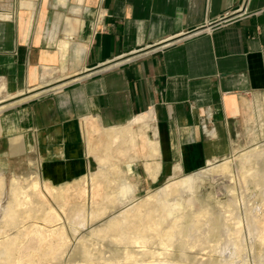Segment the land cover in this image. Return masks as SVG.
<instances>
[{"label":"crops","instance_id":"1","mask_svg":"<svg viewBox=\"0 0 264 264\" xmlns=\"http://www.w3.org/2000/svg\"><path fill=\"white\" fill-rule=\"evenodd\" d=\"M0 85V155L70 174L145 114L165 181L264 131V0H0Z\"/></svg>","mask_w":264,"mask_h":264},{"label":"rangeland","instance_id":"2","mask_svg":"<svg viewBox=\"0 0 264 264\" xmlns=\"http://www.w3.org/2000/svg\"><path fill=\"white\" fill-rule=\"evenodd\" d=\"M149 121L147 117L144 119L137 117L133 122L126 124L137 141L133 149L123 147L113 153L110 161L120 169L119 177L112 173L106 178L99 173L100 175L92 181L91 172H98L108 164L102 165L90 152L94 159L87 168L86 164L80 162L71 164L72 169L75 167L77 169L76 172H72L75 175L73 177L66 176L68 174L64 171L66 169L60 173L48 168L38 170L34 161L28 163L21 157L8 159L5 155H0V178L3 181L0 188V206L3 208L14 199L21 215L14 224L4 225L0 210V242L16 249L9 264H108L110 261H124L126 250L130 249L134 251V260H143L147 263L220 264L222 260L233 255L228 253L223 257L218 250V240L209 234L204 240L197 239L191 242L187 237L183 243L176 240L170 242L168 247L163 245L164 237L161 234L171 222L167 210H170L172 215L184 212L188 215L194 211L204 210L205 207H208L214 219L218 221L223 219L229 229H238L241 232L245 252L240 255L239 260L246 264H264V249L257 248L260 246L258 238L264 233L250 234L245 219V215L250 213L249 207L263 188L264 131L259 132L255 144L237 148L231 155L218 162L206 164L187 173H180L181 168L177 165L172 177L150 184L143 176H139L142 175L137 168L140 165L133 164L140 156L146 158L155 155L143 145V136L150 125ZM115 127L117 126L109 128L95 126L91 129V139L97 145H101L105 139V131L115 130ZM95 134L98 137H95ZM245 156H249V159L245 160ZM225 161L230 162L231 173L217 171V166ZM156 162L144 164L148 174L153 178L156 176L153 169ZM241 164L245 165V172L243 170L241 172ZM62 165L64 164H60L61 167ZM258 167L261 169L260 172L257 170ZM82 173H86V177L80 180L79 184L74 183L73 178ZM13 179L19 185L15 193L11 185ZM37 180L38 191L35 193L31 183ZM63 181L69 182V186L64 188L63 198L60 199L51 192V186H59L64 183ZM123 182H129L132 191L125 198H116L114 207L111 208L110 202L105 198L106 193L117 194V188ZM174 182H179L177 191L168 192L166 186ZM150 195H156L153 201L157 209L152 218L148 217L149 205L139 208L137 240L142 242L137 243V246L117 242L116 236L111 233L105 236L91 234L93 229L104 227L111 218L119 216L129 206ZM191 197H194L195 201L187 204V199ZM164 202L169 206L166 207ZM98 206L107 207L103 215L97 214ZM79 207L84 209L85 225L75 230L70 224L69 217ZM45 208H51L52 211ZM230 210L240 215L237 224ZM260 211L257 227L262 230L264 210ZM149 227L154 228L159 234L154 235ZM82 244L89 248L90 258H84L79 253Z\"/></svg>","mask_w":264,"mask_h":264},{"label":"bare ground","instance_id":"3","mask_svg":"<svg viewBox=\"0 0 264 264\" xmlns=\"http://www.w3.org/2000/svg\"><path fill=\"white\" fill-rule=\"evenodd\" d=\"M0 92H1V85H0ZM147 116L145 114L140 115L139 119H144ZM98 124L95 123L94 119H86L85 121V128H86V139H87V146H89V152L97 159L99 163L102 165L108 164L106 167L99 169L98 172H91V179L94 181L100 174L103 177L108 178L111 176L112 173H115V176L120 175V169L115 167L114 164L111 163L110 159L113 156V153L118 148H130L133 149L136 145V136L132 132L127 125L125 126H117L115 130L105 131V139L103 140L101 145H97L91 139V129ZM150 128L148 126L147 130ZM146 133L143 136V145L148 148L150 153L157 154L158 148L157 143L149 139ZM152 130V129H151ZM118 131V133H115ZM100 148V149H98ZM245 160L249 159V156L244 157ZM215 163V162H214ZM211 164L210 162L207 165ZM159 168V163H154V173L156 175ZM217 171L220 172H229L231 173V164L228 161H225L217 166ZM241 172L242 170L245 172L246 167L244 164H241ZM260 172V167L257 168ZM100 173V174H99ZM86 176L85 174L81 175L80 177L74 178L73 182L76 184L80 183V180L84 179ZM119 177V176H118ZM263 179V188L260 192L258 198L254 199L253 204L249 207L250 213L245 215V219L247 222V228L250 234L256 235L259 232L264 233V228L259 230L257 227V222L259 221L261 211L264 210V176ZM17 181L13 179L11 185L14 188V192H16V187L19 185L16 183ZM49 183V181H47ZM38 180L33 181L31 183V188L35 193L38 191ZM179 182L171 183L170 185L166 186V190L168 192H176V188ZM3 186V181L0 178V188ZM69 186V182H64L59 186H51V192L56 195L57 198L62 199L64 188ZM132 191V185L129 182L120 183L117 188V194L111 195L106 193V200L110 202L111 208L114 207V201L116 198L122 199L125 198L129 193ZM156 195H150L146 199L141 201L135 202L127 209H125L119 216L111 218L107 223L104 224V227L96 228L91 231V234L95 236H105L108 233L113 234L116 236V241L123 243L126 242L130 245L137 246V243L142 242V240H137V233L139 232V220L140 216L138 214L139 208L141 206L149 205V213L148 217H152L156 211V203L153 201ZM195 201L194 197L187 199V204H192ZM166 207L169 206L167 202H164ZM106 206H98L96 208L98 215H103L106 210ZM48 209L50 212L52 211L51 208ZM1 215L4 221V225L14 224L17 219L21 217L20 213L18 212L14 199L9 201L6 206L1 208ZM231 213L234 214L235 223L237 224L240 220V215L235 211ZM167 216L171 220L170 226L161 234L164 239L163 245L165 247L170 246L169 243L172 241H184L187 240L186 238L189 237L191 242L200 239L204 240L207 234L210 237L218 240V250L221 254H231L233 255L229 259H224L221 261L220 264H246L242 262L240 259V255L244 254L245 252V245L244 239L241 232L238 229L231 230L229 229L223 219L216 220L214 216L210 214L208 207H205L204 210L201 211H194L192 214L186 215L185 212L182 214H175L172 215L170 210H167ZM213 216V217H212ZM70 224L76 230L78 227L85 225V213L83 207H79L76 209V212L69 217ZM154 235H158V231H155L154 228L149 227ZM156 232V233H155ZM258 243L260 246L257 248L264 249V235H260L258 238ZM183 243V242H182ZM253 247V245H252ZM15 247L0 242V264H9L10 260L13 258V251H15ZM79 253L84 258H90V250L87 245L82 244ZM133 250H126L124 254V261H110L107 262L108 264H166V263H147L143 260H134L133 259ZM263 263H264V255H263Z\"/></svg>","mask_w":264,"mask_h":264},{"label":"built area","instance_id":"4","mask_svg":"<svg viewBox=\"0 0 264 264\" xmlns=\"http://www.w3.org/2000/svg\"><path fill=\"white\" fill-rule=\"evenodd\" d=\"M240 9H242V8H240ZM241 14V13H240Z\"/></svg>","mask_w":264,"mask_h":264}]
</instances>
